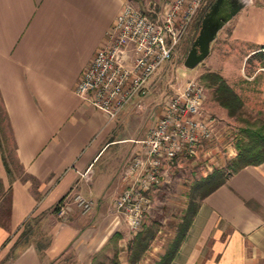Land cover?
Masks as SVG:
<instances>
[{"label": "crops", "instance_id": "0c3cea01", "mask_svg": "<svg viewBox=\"0 0 264 264\" xmlns=\"http://www.w3.org/2000/svg\"><path fill=\"white\" fill-rule=\"evenodd\" d=\"M123 1L0 0V102L22 169L9 178L0 159V264L130 263L133 232L114 197L155 120L144 117L150 106L139 102L150 76L113 118L75 90ZM242 1L220 18L212 41L254 43L248 57L264 45V0ZM154 3L158 8L134 5L155 15L164 0ZM257 62L247 82L264 101ZM135 107L140 115L132 124ZM74 191L92 199L87 211L73 201ZM61 201L67 211L58 215ZM167 264H264V161L240 166L199 196Z\"/></svg>", "mask_w": 264, "mask_h": 264}, {"label": "built area", "instance_id": "2783aa9c", "mask_svg": "<svg viewBox=\"0 0 264 264\" xmlns=\"http://www.w3.org/2000/svg\"><path fill=\"white\" fill-rule=\"evenodd\" d=\"M201 0H164L152 15L125 0L108 27L102 43L82 69L75 90L113 118L165 59L185 32ZM204 85L194 77L172 92L158 117L149 125L141 147L131 155L115 195L114 207L136 231L149 202L148 191L161 181L164 164L179 156H197L215 135L216 117L205 111ZM81 211L92 199L80 191L71 194ZM67 211L58 202L57 213Z\"/></svg>", "mask_w": 264, "mask_h": 264}, {"label": "rangeland", "instance_id": "374dc122", "mask_svg": "<svg viewBox=\"0 0 264 264\" xmlns=\"http://www.w3.org/2000/svg\"><path fill=\"white\" fill-rule=\"evenodd\" d=\"M131 1L146 10L148 5L152 7L155 4V0ZM210 1L201 0L194 14L196 19L194 20V16L192 17L185 32L175 45L171 56L163 60L151 73L146 83V91L141 94L139 102L150 106V110L146 109L144 117H148L151 122L158 117L173 91L178 89L187 78H197L204 85L203 108L216 117L215 135L197 156H179L166 162V165L164 164L165 168L161 181L151 186L148 191L149 202L143 211L142 222L136 230H144L149 227L153 230V236L143 235L142 241L148 239V244L139 253L135 251L136 244L135 246L133 244L128 254L126 253L131 259H129V264H149L156 259L159 250L165 248L174 235L177 223L180 221V216L188 202H196L199 199L203 189V186L197 185L199 177L209 173L215 167L221 168L222 173L231 168V158L236 153L233 154L230 150L233 148L237 152L236 141L241 127L252 122L261 125L264 130V101L259 95L257 85H252L251 88L250 83L247 82L249 79L248 71L258 63V59L254 54L244 57L246 49L254 43H242L229 40L225 36H219L210 42L207 54L195 65L189 67L183 62L187 48L198 31L201 13ZM155 5L158 8L157 4ZM212 71L221 73L241 95L243 105L235 114H228L226 107L220 105L214 98L212 92L214 85L205 76L206 73ZM142 107L144 106L142 105ZM222 107L225 109L224 111H222ZM139 110L135 107L132 112L134 113L132 124L137 120ZM143 112L144 109L140 113L143 114ZM0 116L4 128L2 141L6 159L11 167V174H8V177L11 178L22 174V169L13 153L6 120L3 119V115ZM142 123L144 124V122ZM0 159H2L1 153ZM136 231H132L131 236ZM110 259L107 264H118L116 260L111 261ZM103 262L106 263V260Z\"/></svg>", "mask_w": 264, "mask_h": 264}, {"label": "trees", "instance_id": "16d2710c", "mask_svg": "<svg viewBox=\"0 0 264 264\" xmlns=\"http://www.w3.org/2000/svg\"><path fill=\"white\" fill-rule=\"evenodd\" d=\"M255 57L259 60V65L264 66V45L262 48L257 49L253 53ZM205 76L214 85L213 96L218 101V103L227 109V113L232 115L243 105V99L241 95L234 89V87L225 79V77L217 72L212 71L205 74ZM0 115H3V119L6 120L8 126L9 137L11 139L12 148L14 151V141L11 133L10 123L6 116V111L4 106L0 102ZM2 117L0 116V151L1 158L6 167V170L11 174V167L6 159L5 147L3 145V126L1 124ZM237 152L234 157L231 158V168L222 173L221 168L215 167L209 173L199 177L197 185L203 186L200 196H203L206 192L213 189L215 186L223 182V180L235 169L247 163H257L264 161V130L261 125L253 124L248 122L246 125L240 128L239 136L236 141ZM198 201H189L185 207L183 213L180 216V221L177 223L174 235L167 243L164 252L160 255L155 264H167L172 257L174 251L176 250L180 240L182 239L185 230L187 229L191 217L196 210ZM152 237L153 230L146 227V229H141L136 231L135 234L129 240L128 247L131 248L136 244L135 251L139 253L140 250L146 247L148 244V239L142 241V237ZM141 243V244H140Z\"/></svg>", "mask_w": 264, "mask_h": 264}, {"label": "water", "instance_id": "95a60500", "mask_svg": "<svg viewBox=\"0 0 264 264\" xmlns=\"http://www.w3.org/2000/svg\"><path fill=\"white\" fill-rule=\"evenodd\" d=\"M245 1L246 0H243L242 3H244ZM236 6L237 4L231 7V9L228 12L223 13L220 18L225 19L227 15L233 13ZM213 9H214V3H211L208 9L204 12V14L202 15L200 19L199 31L195 35L192 41V45L184 58V64L186 66L191 67L195 65L198 61H200L207 54L209 50V40L216 32L218 25H219V21L215 22V24L211 28H209L207 25L208 17ZM197 45L199 47L198 51H197Z\"/></svg>", "mask_w": 264, "mask_h": 264}, {"label": "flooded vegetation", "instance_id": "af4514ba", "mask_svg": "<svg viewBox=\"0 0 264 264\" xmlns=\"http://www.w3.org/2000/svg\"><path fill=\"white\" fill-rule=\"evenodd\" d=\"M237 1L238 0H211L208 7L210 6L211 3H214V9L212 10V12L210 13V15L208 17V22H207L208 27L211 28V27H213L215 22L220 21V17L222 16V14L225 12H228L231 9V7L235 6L237 4ZM208 7L206 8V10L208 9ZM200 19H201V17H200ZM199 23H200V20H199ZM199 27H200V25H198V31H199ZM197 32H196V34H197ZM195 35L193 36V38L189 44V47L187 48L185 56H186L188 50L190 49V47L192 45V41H193ZM213 36L209 40V45H210V42L212 41ZM198 49H199V47L197 45V51H198ZM185 56H184V58H185ZM183 62H184V59H183Z\"/></svg>", "mask_w": 264, "mask_h": 264}]
</instances>
